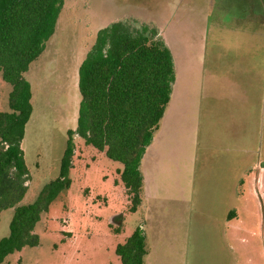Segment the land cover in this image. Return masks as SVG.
<instances>
[{
    "label": "rangeland",
    "instance_id": "374dc122",
    "mask_svg": "<svg viewBox=\"0 0 264 264\" xmlns=\"http://www.w3.org/2000/svg\"><path fill=\"white\" fill-rule=\"evenodd\" d=\"M193 3L192 0L182 3L178 0H65L55 34L44 54L26 74L32 86L33 113L22 144L30 175L22 205L34 203L45 186L60 175L68 132L77 128L81 101L79 67L98 31L120 20L155 27L151 22L160 25L155 9L165 14L168 5L177 7L174 18L178 22L183 14H197L195 11L199 6ZM189 26L192 24L186 28ZM162 29L166 33V26ZM173 34H177L181 42L190 36L184 31ZM178 52L182 62L196 58V50L179 49ZM182 73L187 77L183 83ZM180 77L176 95L166 113L170 122L163 119L161 134L160 131L155 134V147L148 154L150 159L156 156V160L164 156V165L171 166V171L166 168L169 172L165 174L166 178H160L159 188H166V195L171 189L173 194L183 192L188 200L185 220L188 219L191 225L186 226L188 238L183 253L178 256L179 264H199L198 254L204 259L203 264H215V242L211 236L221 234L227 235L228 249L232 248L237 264H264V186L260 187L256 182L260 171L258 163L264 162V110L254 137L247 141L253 157V182L247 188H239L244 195L238 198L235 188H217L212 176L200 178L203 169L197 145L196 63L187 65L186 69L182 66ZM183 86L182 94L190 98L178 96ZM11 90L12 86L4 81L0 71V112L9 110ZM165 120L167 125H164ZM174 123L175 127H172ZM74 144L73 166L69 173L71 187L61 193L37 224L35 232L39 236V245L10 255L2 264H121L116 254L117 246L125 243L147 221L146 193L144 205L135 213L129 211L131 203L121 181L123 164L87 145L79 136H74ZM159 191L161 196L162 191ZM155 207L161 215L165 214L162 211L164 205ZM231 209L237 210L238 217L227 221ZM13 216L14 209L0 214V239L10 235ZM199 217L203 225L196 224ZM118 227L120 233L115 232ZM151 247L152 237L149 236Z\"/></svg>",
    "mask_w": 264,
    "mask_h": 264
},
{
    "label": "trees",
    "instance_id": "16d2710c",
    "mask_svg": "<svg viewBox=\"0 0 264 264\" xmlns=\"http://www.w3.org/2000/svg\"><path fill=\"white\" fill-rule=\"evenodd\" d=\"M64 3L0 0V71L12 86L9 110L0 112V214L14 209L10 235L0 239V264L39 245L37 224L71 187L74 136L123 164L121 181L131 203L129 211H138L144 193L142 160L160 129L176 80L173 55L156 27L120 20L100 29L79 67L77 128L68 132L60 175L34 203L22 205L30 181L22 144L33 113L26 74L46 51ZM115 232L120 233V227ZM116 254L121 264H145L149 249L141 226L117 246Z\"/></svg>",
    "mask_w": 264,
    "mask_h": 264
},
{
    "label": "crops",
    "instance_id": "0c3cea01",
    "mask_svg": "<svg viewBox=\"0 0 264 264\" xmlns=\"http://www.w3.org/2000/svg\"><path fill=\"white\" fill-rule=\"evenodd\" d=\"M183 1L185 0H178V3ZM192 1L199 6L195 11L197 14H183L184 17H179L178 22H175L174 18L177 7L170 8L168 5L165 14L158 8H153L157 11L156 21H159L160 25L153 22L151 24L158 29L175 63L176 80L169 105L173 102L180 84L182 66L186 69L187 65L196 63L197 145L203 169L200 178L212 176L217 188H235V194L239 198L244 195L239 188H247L253 182V157L252 151L247 148V141L254 137V131L259 127L264 110V0ZM188 24H192L189 26L192 31H187ZM164 26L166 33L162 29ZM174 30L181 34L183 31L187 32L190 36L181 42L177 34L171 35L176 33ZM179 49L196 50V58H187L182 62ZM184 78L186 82L187 77L182 73V83ZM183 92L184 86L178 96L190 98L185 93L182 94ZM167 109L163 119L166 118L170 122V118L167 119ZM166 120L164 125H167ZM171 126L175 127V123ZM156 141L157 138L154 137L141 164L144 193L147 198L146 209L149 213L147 221L141 225L149 249L145 264H179L178 256L183 253L184 242L188 238L186 226L189 222L188 219L185 220L188 200L183 196V192L173 194L171 189L167 190L166 195V188H159L160 178H166L169 174L166 168L170 170L171 166L164 165V156L163 159L157 160L156 156L154 159L149 158L148 154L155 147ZM258 167L260 171L256 182L263 187L264 162L259 161ZM159 189L162 191L161 196ZM143 205L144 197L139 209ZM155 205H164L162 211L165 214L161 215ZM233 212L234 217H229ZM237 217V210L231 209L227 214V221ZM196 221V224L203 225L201 217ZM149 236L152 237L151 248ZM211 238L212 242H215V264H237L235 253L232 248L228 249L230 245L227 244V235L221 234ZM197 258L199 264L204 263L200 254ZM208 260L207 257V263Z\"/></svg>",
    "mask_w": 264,
    "mask_h": 264
},
{
    "label": "water",
    "instance_id": "95a60500",
    "mask_svg": "<svg viewBox=\"0 0 264 264\" xmlns=\"http://www.w3.org/2000/svg\"><path fill=\"white\" fill-rule=\"evenodd\" d=\"M119 223H121V222H119Z\"/></svg>",
    "mask_w": 264,
    "mask_h": 264
}]
</instances>
